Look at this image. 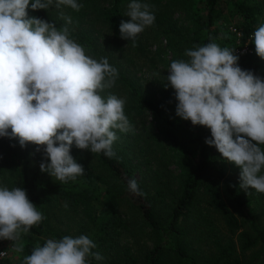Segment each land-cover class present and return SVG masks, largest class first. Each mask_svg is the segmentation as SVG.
Instances as JSON below:
<instances>
[{
    "label": "clouds",
    "instance_id": "9594fccd",
    "mask_svg": "<svg viewBox=\"0 0 264 264\" xmlns=\"http://www.w3.org/2000/svg\"><path fill=\"white\" fill-rule=\"evenodd\" d=\"M53 0H0V137L18 138L45 146L50 162H41V172L62 183L84 175V168L70 154L71 147L116 157L113 144L117 130L128 132L132 125L125 115L126 99L115 94L102 96L115 86L118 70L106 57L86 55L85 48L71 38V18L65 25L28 17L27 9L47 10ZM80 11L77 0H56L55 6ZM121 20L120 38L135 41L137 34L151 26V6L132 0ZM256 54L264 59V23L251 37ZM235 49L217 43L186 49L187 59L173 60L167 83L175 90V113L192 125L205 126L214 146L227 161L240 168L239 187L264 194V78L242 70ZM11 129V132L8 130ZM128 190L144 195L136 179L127 181ZM67 206V205H65ZM45 217L30 201L22 187L0 186V239L12 241L11 250L24 252L22 235ZM97 245L86 235L47 239L37 244L22 264H91ZM7 251L0 252V256Z\"/></svg>",
    "mask_w": 264,
    "mask_h": 264
},
{
    "label": "trees",
    "instance_id": "16d2710c",
    "mask_svg": "<svg viewBox=\"0 0 264 264\" xmlns=\"http://www.w3.org/2000/svg\"><path fill=\"white\" fill-rule=\"evenodd\" d=\"M101 1H107V6L100 7ZM222 1L224 0L204 1L202 13L199 15L197 28L193 34L195 36L192 35L186 40L188 46L192 48L194 45L214 42L222 48L235 49L234 55L239 56L238 64L241 69L250 70L264 78V67L260 63L251 39L259 26L258 20L262 15L261 6L252 4L250 0H226L229 2L228 5H231L229 13L231 19L226 24L227 15L221 6ZM79 2L84 7L78 12L73 10L74 15L68 16L65 13L63 8L65 5L57 8L56 0H53L47 10L34 11L29 7L27 14L28 17H38L55 23L57 28L66 24L61 14L70 17L71 24L67 26L71 32V38L84 46L86 55L97 60L106 57L109 64L118 70L115 86L105 90L101 95L106 97L116 88H118L115 91L116 94L123 92L122 98L126 99L124 112L132 126L144 127L142 116L145 112H150L153 121L149 124V153H151V146L158 141V136L162 135L161 141L168 143L167 149L169 148L170 152L165 155L162 151V157L170 159L175 166L181 167L183 161L185 164L180 168L179 175H173L171 172H161L157 169L158 164L163 166L161 159L149 156L147 161L149 164L154 162L157 168L149 173V181L139 182L124 166V162L127 161L124 156L119 158L116 155V157L108 158L103 153H94L97 163L90 165L84 161L81 149L73 144L70 154L83 166L84 175L78 176L75 181L69 180L67 183H62L41 179L39 171L29 173L28 164L24 161L21 166L19 165L17 172L19 181L16 182V187H22L27 191L30 201L45 217L42 222L33 225L28 234L23 235L26 238L24 255H30L37 244L43 246L47 239L58 240L64 237L60 232L49 230L46 218V206L62 201L72 212H81L84 218L96 227V233L100 235L101 242H107V237L111 234L119 235L117 229L128 230L122 208L123 206L135 208L144 223L165 241V244H158L144 256V264H167L164 246H167L176 258H179L178 264H199L193 252L185 246L190 243L193 234L198 237V240H201L204 235L211 238L212 235L218 234L217 227L209 216V212H212L219 216V222L223 221L230 235H234L246 226L249 230H243L238 237L241 243L239 252L233 243L228 242L222 245L218 242L219 236L214 237L216 254L204 260L203 264H244L245 251L258 243L264 245V228L259 226L255 216L251 214L252 209L248 208L250 199L243 191H239L238 185H233L229 181L225 182L223 192L226 201L223 198L219 185L220 177L213 171L219 152L214 146L205 143L206 138H211L210 129L202 126L196 137L192 139V142L196 144L194 150L184 148L177 132L171 128L174 125H182V122L169 120L164 115L160 104L151 98L149 87H143L141 84L133 68L135 60L138 64L139 59L146 58V53L141 48V41L139 37H136L135 41L121 39L119 32L121 20H130L125 16L127 12L125 3L128 0H79ZM259 2L264 3V0ZM91 12H98V16ZM99 24L114 33V42L98 39L95 33L96 25ZM231 26L233 32L227 30V35L223 37V30ZM182 50L177 49L174 54L175 59H187L181 53ZM154 123L157 134L150 130ZM26 147H34V144L28 143ZM44 147L40 146V151L45 158L44 162H50L43 151ZM261 147L264 149V145ZM218 171L224 174L225 168L221 167ZM2 174L3 167L0 165V175ZM129 179L138 181L144 195H136L128 190ZM203 203H206L205 209L201 208L200 204ZM228 204L234 209L246 210V220L241 221ZM88 259L91 264H139L138 259L131 254L124 262L117 260L97 262L94 258ZM0 264H10V260L0 259Z\"/></svg>",
    "mask_w": 264,
    "mask_h": 264
},
{
    "label": "rangeland",
    "instance_id": "374dc122",
    "mask_svg": "<svg viewBox=\"0 0 264 264\" xmlns=\"http://www.w3.org/2000/svg\"><path fill=\"white\" fill-rule=\"evenodd\" d=\"M205 0H139L141 3H147L151 6V11L155 15V21L151 26L145 27V29L137 34L141 41V48L146 53L145 59H139L138 64L135 60L133 64L134 72H136L143 87H149V94L156 103L160 104L164 115L171 121L182 122V125H174L171 127L177 132L180 138V143L186 149L194 150L196 144L192 142V139L196 137L198 132L201 130V125H192L191 121L183 120L176 116L175 109L177 101L175 99V90L169 85L167 88L166 77L168 76V67L173 60L184 59L174 58V54L177 49H183L181 53L184 55L186 49H190L186 42L195 32L197 28V20L203 7ZM252 4L261 6V17L258 20L259 25L264 23V3L259 0H250ZM78 3L79 0H77ZM132 0H128L125 3V10L127 11V5ZM107 1H101V6H107ZM229 2L224 0L221 2V6L226 12L227 20L226 24L230 22V11L231 5ZM68 7V8H67ZM65 13L74 15V11L69 6H64ZM97 14L98 12H91ZM100 15V14H99ZM95 16V15H92ZM73 17V16H72ZM130 18V17H129ZM233 20V19H232ZM98 24V23H97ZM233 25V21H231ZM97 32L95 35L100 40L115 41L114 33L102 27V25H96ZM227 30L233 32L232 26L228 29L227 27L223 30L222 36L227 35ZM195 35H193L194 37ZM186 43V44H185ZM121 44V43H120ZM228 46V45H227ZM135 57V55H134ZM260 58V57H259ZM260 63L264 67V59L260 58ZM118 88L115 89V91ZM111 94L117 95L122 98L123 92ZM173 93V94H172ZM144 121V127L141 125H133L132 130L128 132H120L117 130V136L119 137L113 144V149L116 155L121 158L124 156L126 162L124 166L128 168L133 176L139 181H149V173L152 170H156L157 166L154 162L150 163L147 161L149 156L152 158L161 159L162 165L158 164L157 169L161 172H171L173 175H179L181 167L175 166L170 159L162 157V151L165 155L170 154L169 148L167 149V142L164 143L162 135L158 136V141L151 146L149 153V124L152 123L153 116L150 112H145L142 116ZM187 122V124H186ZM154 127V129H153ZM150 130L157 134L156 125L153 124ZM11 132V129L8 130ZM34 147H21L18 138L9 139L8 137H0V165L3 167V174L0 175V186H7L8 188L16 187V182L19 181L18 169L21 164L25 161L28 164L29 173L39 171V176L43 180L59 181L55 177H51L46 172H41L40 163L44 162V156L41 151H36ZM156 152V153H155ZM83 159L86 163L95 165L97 163L95 154L89 150H81ZM20 165V166H19ZM96 167V166H94ZM224 167V174L220 173L219 168ZM215 175L220 177V190L222 191L223 198L226 201L224 194L225 182H231L233 185H240L239 173L240 168L234 163L227 161L219 153L218 161L213 167ZM264 174V170H262ZM239 191H243L247 198L250 199L248 208L255 218L256 222L260 227L264 228V194L256 192L254 189H249L247 192L239 187ZM97 204V203H96ZM62 201L58 204H49L46 206V218L47 226L51 231L60 232L63 236L77 237L79 235H86L97 245L96 248L92 249V252L100 253L104 259L97 262H108L117 260L124 262L128 255H133L139 261V264H144V256L153 250L158 244L164 243L162 237L153 232L140 217L139 212L136 209L123 206L122 212L124 220L128 225V230L123 231L117 229L119 235H109L107 242H101L100 235L96 233V227L85 219L83 214L78 211L74 213L68 206ZM202 209H205L206 203L200 204ZM228 206L236 216L241 220H246V210L234 209L230 204ZM98 208V206H96ZM200 208V207H199ZM200 208V209H201ZM201 209V210H202ZM210 210V208H209ZM207 212V211H203ZM209 216L212 218L215 226L217 227L218 234L207 238L206 235L202 236L201 240L193 234L190 238V243L186 244V249H190L194 256L197 258L199 264H203L204 260L213 257L216 254V247L214 244V237L218 238V242L222 245L231 242L233 243L237 252L240 251L241 243L238 237L243 230H249L246 227L237 231L234 235H230L227 228L220 221L217 214L209 212ZM206 231V229L204 228ZM199 236V234H197ZM230 238H229V237ZM22 241L25 244L26 238L22 235ZM13 242L5 239H0V249L4 252L7 251L5 258L10 260V264H22L24 253H15L11 250ZM127 252V253H126ZM164 253L166 255L167 264H178L179 258H176L174 253L167 247L164 246ZM244 264H264V245L258 243L255 247L250 248L244 252Z\"/></svg>",
    "mask_w": 264,
    "mask_h": 264
},
{
    "label": "built area",
    "instance_id": "2783aa9c",
    "mask_svg": "<svg viewBox=\"0 0 264 264\" xmlns=\"http://www.w3.org/2000/svg\"><path fill=\"white\" fill-rule=\"evenodd\" d=\"M0 252H4L3 250L0 249ZM5 256H0V259H4Z\"/></svg>",
    "mask_w": 264,
    "mask_h": 264
}]
</instances>
